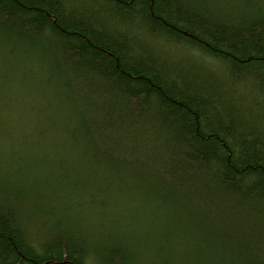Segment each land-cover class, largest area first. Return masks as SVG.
<instances>
[{
	"label": "trees",
	"instance_id": "obj_1",
	"mask_svg": "<svg viewBox=\"0 0 264 264\" xmlns=\"http://www.w3.org/2000/svg\"><path fill=\"white\" fill-rule=\"evenodd\" d=\"M0 264H264V0H0Z\"/></svg>",
	"mask_w": 264,
	"mask_h": 264
},
{
	"label": "bare ground",
	"instance_id": "obj_2",
	"mask_svg": "<svg viewBox=\"0 0 264 264\" xmlns=\"http://www.w3.org/2000/svg\"><path fill=\"white\" fill-rule=\"evenodd\" d=\"M15 117H17V116H15ZM9 143H14V140L9 141Z\"/></svg>",
	"mask_w": 264,
	"mask_h": 264
}]
</instances>
